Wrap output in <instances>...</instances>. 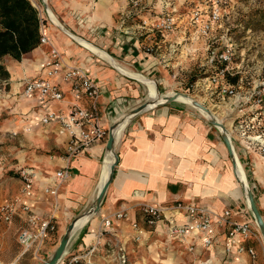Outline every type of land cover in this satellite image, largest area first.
I'll use <instances>...</instances> for the list:
<instances>
[{"label":"crops","instance_id":"obj_1","mask_svg":"<svg viewBox=\"0 0 264 264\" xmlns=\"http://www.w3.org/2000/svg\"><path fill=\"white\" fill-rule=\"evenodd\" d=\"M31 1L44 16L43 31L49 42L41 43L21 60L10 55L3 58L10 73L7 81L11 85L5 94L6 100L13 103L6 105L9 107L5 108V122L0 125V141L11 142L9 132L18 130L17 146L5 151L16 159L6 161L17 170L28 169L32 173L35 191L28 200L32 212L43 218H52L57 225V230L50 234L42 248L46 259L58 247L68 225L95 203L108 155V138L69 158L67 133L56 122L44 124L42 117L50 110L66 112L73 103L87 107L90 101L76 98L72 81L65 80L62 75L52 79L64 91L62 101L43 100L37 93L24 94L25 82L44 75L47 56L52 48L58 49L67 66L83 65L101 86L102 94L98 99L100 122L109 132L116 121L144 103L148 96L147 85L121 67L149 78L159 75L162 83L175 77L169 69L179 67L180 70L185 65L179 54L172 53L180 32V35L155 36L160 51L156 56L142 50L141 41L146 42L152 34L147 31V35L140 38L134 35V20H126L129 0ZM152 1L151 11L159 14L161 0ZM184 3L185 0L173 3V8L182 15L186 10ZM195 42L192 44L194 50L202 48L199 41ZM211 94L206 93L201 100L210 105L230 131L235 153L245 168L248 184L264 218V154L248 136L237 130L238 110L234 111L221 101L209 102L214 101L209 97ZM249 118L250 115L245 116V119ZM115 152L118 163L101 209L73 235L59 264L74 254L86 253L92 247L96 250L89 261L103 264L102 258L111 257L105 251L109 243L120 245L130 254L138 235L142 240L165 235L193 252L198 251L199 255L206 257L205 264H264V237L257 235L242 239L245 245L255 248L256 257L252 258L248 253L225 252L224 229L220 230L219 240L212 247H205L200 238L190 234H172L170 227L186 220L184 211H168L154 226L145 221L144 204L164 206L175 202L204 205L218 214L231 209L238 221L254 220L235 178L234 163L222 133L198 108L173 101L132 116L115 137ZM64 167H69L71 175L61 182L56 173ZM21 183V177L5 180V202L16 201ZM47 187L56 188V194L45 192ZM118 211H125L128 216L118 219L114 216ZM109 217L113 221L106 228L104 220ZM26 223V214L20 212L5 227L0 257L6 263L16 264L25 255L21 251L15 258L11 257L7 252V235L13 226L20 229ZM134 223H138L142 233L133 226Z\"/></svg>","mask_w":264,"mask_h":264},{"label":"built area","instance_id":"obj_2","mask_svg":"<svg viewBox=\"0 0 264 264\" xmlns=\"http://www.w3.org/2000/svg\"><path fill=\"white\" fill-rule=\"evenodd\" d=\"M175 0H161V10L159 14L151 11L152 0H129L130 9L127 18L135 22L132 32L137 37H142L145 32L152 34L146 42L140 43L142 50L150 55L156 56L159 51V43L155 36L167 33H176L180 37L176 38L173 55H177L185 46L184 41L204 38L207 40L206 48L210 50L209 63L217 70L206 76L195 85L197 87L209 89L215 87V92L222 97L232 100L234 108H238V116L235 119V126L240 134L246 135L264 154V76L259 80L251 91L243 93L239 88L229 82L228 78L234 75L233 56L235 54L234 45L227 35L226 41L219 47L212 46L215 40V31L221 27L224 16V6L227 0H185L184 5L193 4L187 16L173 8ZM187 8V6H186ZM41 18V39L40 44L49 42L47 35L43 31L45 24L44 16ZM186 13V14H187ZM186 18V19H185ZM182 23L186 26L182 27ZM190 29L193 31L190 32ZM226 36V37H225ZM171 62V61H168ZM62 75L65 80L72 81V91L76 98H86L90 101L89 106H81L73 103L66 112L50 110L42 117L44 124L56 122L60 129L67 133L68 143L66 152L69 158L76 157L86 148L93 144L106 140L109 132L100 122V109L98 99L102 94V88L83 65L67 66L64 63L63 54L56 48H52L44 62V75L30 79L24 84V94L32 95L37 93L43 100L62 101L65 97L60 85L52 79ZM204 80V81H203ZM206 105V104H205ZM250 115L249 119L245 116ZM57 177L62 182L71 175L69 167H64L57 171ZM22 186L20 196L16 201H6L0 205V251L2 250L1 236L5 232V227L13 222L20 212L26 214V225L22 226L18 232V242L22 246L23 254L32 251L36 258H42V248L46 239L51 233L57 230V225L52 218H43L32 212L28 200L34 195L35 185L32 173L28 169H20ZM45 192L56 194L57 189L47 187ZM145 221L149 226H154L163 219L168 211H184L186 220L170 227V232L175 235H193L200 238L205 247L214 246L219 240L220 230H225L224 250L226 253H248L252 258L256 257V250L253 246L245 245L244 240L257 235L263 238L262 233L255 219L253 221H238L234 218V212L226 209L218 214L204 205L193 203L175 202L172 205H152L144 204L142 207ZM118 219L128 216L125 211H118L114 214ZM112 218H106L104 225L111 226ZM133 226L142 233L138 223ZM242 237V238H241ZM244 239V240H242ZM96 247H92L86 253L74 254L63 264H93L89 259L94 255ZM122 264L126 263L125 254H120ZM44 259V258H42ZM0 264L6 263L0 257ZM227 264V263H223Z\"/></svg>","mask_w":264,"mask_h":264},{"label":"rangeland","instance_id":"obj_3","mask_svg":"<svg viewBox=\"0 0 264 264\" xmlns=\"http://www.w3.org/2000/svg\"><path fill=\"white\" fill-rule=\"evenodd\" d=\"M192 5L189 3L186 5L184 17L189 14L187 12ZM223 9L224 16L221 27L215 31V40H212L214 42L211 45L220 48L226 41L223 36L227 35V38H230L229 41L233 43L235 50L233 56L235 68L233 70L234 75L229 76L228 80L245 93L251 91L264 76V0H227ZM195 41H199L202 48L194 50L192 44ZM184 43L185 46L179 53L183 65H185L183 69L179 70V67L173 70L169 69L170 73L175 74L174 78H169V82L161 83L159 75L150 78L156 81L158 91L161 94H166L171 90L182 91L201 100V96L211 93L213 89L215 90V87L203 89L200 86L197 87L195 83L211 75L221 65L214 67L209 63L211 51L206 48V39L188 40ZM2 64L5 67L3 60ZM178 70L179 72H177ZM8 79L5 72L0 71V125L5 122V108L9 107L6 105L13 103L10 100L7 103L6 100L8 97L5 94L11 89ZM209 97L214 99V101L209 100V102L221 101L223 105L234 108L232 100L227 96L222 97L215 92ZM144 100L145 102L148 100L147 95ZM186 105L193 107L189 104ZM206 105L210 106L208 103ZM234 109V111L238 110L236 107ZM0 133H2V130H0ZM17 133L18 130L9 132L11 142L10 140L8 142L7 140L0 141V205L5 203V180L9 178L15 180V178L20 177V170L11 167L6 161V159H9L10 162H14L16 158L5 153L11 146H14V148L17 146ZM18 232V227L13 226L7 235L9 245L7 252L9 251L12 258H15L22 251V246L18 242ZM140 238L139 235L136 237V243L130 254L124 252L126 250L120 245L109 243L107 245L109 248H106L105 251L107 252L106 255L108 254L111 257L102 258L103 264H122L119 255L125 253V264H205L206 257L199 255L198 251L193 252V250L165 235H158L155 238L145 240ZM43 255L42 253V258H44ZM42 258H35L33 252L30 251L20 257L16 264H42L47 259Z\"/></svg>","mask_w":264,"mask_h":264},{"label":"trees","instance_id":"obj_4","mask_svg":"<svg viewBox=\"0 0 264 264\" xmlns=\"http://www.w3.org/2000/svg\"><path fill=\"white\" fill-rule=\"evenodd\" d=\"M41 39V18L31 0H0V71L10 73L2 60L10 55L17 60L37 48Z\"/></svg>","mask_w":264,"mask_h":264},{"label":"water","instance_id":"obj_5","mask_svg":"<svg viewBox=\"0 0 264 264\" xmlns=\"http://www.w3.org/2000/svg\"><path fill=\"white\" fill-rule=\"evenodd\" d=\"M46 10V4H44ZM184 94L186 96H189V93L186 92H182V91H178L177 94ZM176 96H168L165 97V101H163L160 104H164V103H169V102H173L176 100ZM158 104V105H160ZM193 104L198 107L199 109H202L203 111H205L208 115L207 118L209 119L210 123L213 124L216 127H219L220 125H224L223 123H219V121L217 119H215L216 117H214L213 115H211V112L209 107L207 105H205L204 103H201L200 101H198L197 99L193 100ZM148 106L147 101L142 103L141 105H139L138 107L134 108L133 110H131L128 114L132 117L134 115H137L138 113L146 110ZM120 119L118 121H116L110 128L109 130V136H108V141H107V149H108V153L112 152L114 153L115 156V161L114 163L111 165V169H110V174L109 177L107 179V181L105 182V184L103 185V187L101 188L95 203L84 213H82L81 215L77 216L67 227L65 234L63 235V237L60 240V243L58 245V247L56 248V250L54 251V253L48 257L42 264H59V262L61 261V259L65 256L66 252H67V248L69 245V242L71 240V238L73 237V235L77 232L74 231L75 228V224L76 221L79 217H82L83 215H90V218L95 215L96 213H98L101 209V204L104 198V195L109 187V185L111 184L112 180H113V176H114V172H115V168L116 165L118 163V155L115 152V137H116V133H115V129L116 126L119 124ZM227 130V129H226ZM222 133V137L224 139V142L230 152V155L232 157L234 166L236 167V161H235V150L231 141V137L230 135H228V133H226V131H221ZM244 192L247 195V198L249 200V206L250 209L253 213L254 219L257 223V225L259 226V229L264 237V218L263 215L261 214L256 200H255V195L252 191V189L249 187L246 188L244 186Z\"/></svg>","mask_w":264,"mask_h":264},{"label":"bare ground","instance_id":"obj_6","mask_svg":"<svg viewBox=\"0 0 264 264\" xmlns=\"http://www.w3.org/2000/svg\"><path fill=\"white\" fill-rule=\"evenodd\" d=\"M55 18V17H54ZM82 42H85L84 40L80 39ZM103 55H106V53L102 52ZM121 69L126 72V73H130L131 75H134L136 77H138V79H140L141 81H143L146 85H147V90H148V100H147V103H148V106L146 109H150V108H153L155 106H157L158 104L162 103L163 101H165V97H168V96H176V100L177 102H181V103H184V104H189L193 107H196L194 104H193V100L197 99L198 101H200L201 103H203L201 100H199L196 96L190 94L189 96H186L182 93L180 94H177L176 91H169L168 93L166 94H161L159 91H158V88H157V83L155 80L149 78V77H146L144 75H142L141 73H134V72H131L123 67H121ZM198 108V107H196ZM199 109V108H198ZM211 112V115H213L214 117H216L215 119H217L219 121V123H223L221 118H219L217 116V114L211 109L209 108ZM204 115H208L205 111H203L202 109H199ZM131 116L127 113L125 115H123L121 118H120V122L119 124L116 126V129H115V133L116 135L118 133H120V131L122 130V128L127 124V122L130 120ZM224 124V123H223ZM220 129V131H226V133H228V135H230V131L228 130V128L224 125H220L218 127ZM227 129V130H226ZM115 161V156H114V153L112 152H109L108 155H107V158L105 160V164H104V169H103V175H102V179H101V182H100V185H99V190H101V188L103 187V185L105 184V182L107 181L108 177H109V174H110V169H111V165L114 163ZM235 161H236V167L233 166V172H234V175H235V178L236 180L238 181V183L240 184L241 186V189H242V192L246 198V202L247 204L249 205V200L247 198V195L246 193L244 192V186L247 188L248 187V180H247V176H246V171H245V168L242 164V162L239 160V157L237 156V154L235 153ZM250 187V186H249ZM90 219V215H83L82 217H79L76 221V224H75V228H74V231H78L84 224L85 222Z\"/></svg>","mask_w":264,"mask_h":264}]
</instances>
